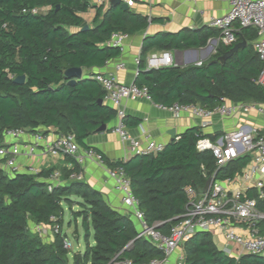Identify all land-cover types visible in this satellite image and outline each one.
Instances as JSON below:
<instances>
[{"label":"trees","instance_id":"trees-1","mask_svg":"<svg viewBox=\"0 0 264 264\" xmlns=\"http://www.w3.org/2000/svg\"><path fill=\"white\" fill-rule=\"evenodd\" d=\"M34 9L45 10L33 14ZM91 9H96V15L84 30L87 22L83 15ZM151 22L125 10L122 4L107 8L93 7L89 0H0V141L9 130L27 128L47 134L55 127L57 134H73L79 146L86 147L85 140L115 120L117 112L99 103L106 92L91 76L71 85L65 72L104 67L122 54L107 45L113 33L133 36ZM219 36L218 30L209 27L146 37L134 83L147 88L153 103L167 108L180 104L214 110L222 99L264 104V87L257 83L262 64L252 46L257 39L253 28L238 33V43L247 41L248 46L225 64L209 62L159 70L145 65L153 50L201 49ZM235 45L220 43L214 59ZM21 76L26 77L23 85L15 82ZM126 124L132 125L127 119ZM221 136L206 135L202 128L194 127L158 154L113 162L97 153L109 169L124 170L147 225L167 236L186 212L188 186L204 188L215 175L217 180L233 178L249 164L250 157L245 156L219 168L212 151L198 150L200 140L211 138L215 142ZM66 158L73 165L61 171L68 181L72 174H80L81 168L74 158ZM53 172L9 176L0 169V264H71V259L72 264H111L117 255L135 264H149L167 258L150 240L139 237L138 224L129 215L114 210L100 191L84 181H69L49 191L46 180ZM66 207L75 221L82 222L84 252L66 248ZM258 207L264 212V201L259 200ZM31 221L57 227L53 242L48 244L33 232ZM183 254L185 264H264L262 256L236 259L227 255L206 232L188 240Z\"/></svg>","mask_w":264,"mask_h":264},{"label":"built area","instance_id":"built-area-1","mask_svg":"<svg viewBox=\"0 0 264 264\" xmlns=\"http://www.w3.org/2000/svg\"><path fill=\"white\" fill-rule=\"evenodd\" d=\"M92 6L101 7L107 0H89ZM196 1V0H188ZM230 5L229 12L211 21V26L220 32L218 39H211L207 47L201 50L202 57L196 63L202 66L208 56L217 52L220 43L225 46L238 44V33L242 29L253 28L257 32V39L253 48L258 54L262 64V70L257 80L264 87V0H220ZM127 5L132 7L133 0H127ZM45 9H34L33 14L43 12ZM26 12V10L24 11ZM130 36L122 33H113L107 45L112 48L124 50L125 43ZM139 66L141 58H136ZM147 69H164L176 67L175 54L172 51H163L152 54L146 59ZM124 64L118 65L117 70H123ZM105 90L104 101L117 112L119 120L114 132L117 133L122 142L128 145V150L133 156L158 154L165 149V145L155 142L149 136L143 139L133 138L125 125L127 112L125 102L148 100L152 101L147 88L139 87L135 83L123 84L115 76L105 74H94L91 76ZM162 110L173 113L180 117L184 114L203 120L200 128H207L212 124L215 115L223 119L237 116L244 118L252 117L257 113L262 116L258 124L244 123L232 130L225 131L222 136L212 142L209 139L200 140L197 148L201 151L210 150L219 168L227 166L234 160L248 156L249 164L243 171L233 178L217 180L206 194H200L197 189L188 186L185 192L188 197L186 212L181 220L174 225L167 236L161 234L156 227H149L143 212L139 209V202L134 196L131 182L121 168L109 169L108 176L114 181L115 188L121 192L125 206L131 211L130 214L136 220L139 227V237H145L160 248L166 255L165 260H153L149 264H167L169 257L176 250H182L178 264H185L183 246L193 236L200 232H217L224 237L225 247L223 251L236 259L243 255H256L264 257V212L258 207L259 200L264 201V104L247 102L235 103L222 99V104L214 110L202 108L199 105L175 104L171 108L158 105ZM30 129H15L5 133L11 143L0 146V169L14 176L21 172L19 159L21 157H33L38 153L41 145L45 146L46 153L52 158L72 157L79 164L84 163L85 158L79 155L80 146L73 134H58L53 140H47L43 131L33 133V141L19 143L20 139L31 134ZM87 155L96 157L103 162L100 154L95 150H89ZM27 174L38 175L40 169L29 167ZM63 175L55 171L47 179L48 190L52 191L62 183ZM82 174H72L69 181H82ZM254 192L251 196L249 193ZM53 220H55L53 218ZM35 233L40 236L46 232H58V228L46 225H37ZM66 248L72 250L69 240ZM111 264H135L133 261L121 258L117 255Z\"/></svg>","mask_w":264,"mask_h":264},{"label":"crops","instance_id":"crops-1","mask_svg":"<svg viewBox=\"0 0 264 264\" xmlns=\"http://www.w3.org/2000/svg\"><path fill=\"white\" fill-rule=\"evenodd\" d=\"M133 1L134 5L132 7L128 6L133 13L148 17L150 22L152 20L154 21L150 23L146 30L133 36L129 35L130 37L126 41L124 50L121 51L122 54L120 57L109 61L102 68L83 70V78L101 73L107 76H115L123 84H132L135 82L139 72V66L136 64L135 60L136 58L141 57L143 42L146 37L154 36L159 33H178L184 29L200 30L209 27L213 28L211 26V21L215 18L226 15L230 10V5L227 2L220 0ZM122 3L127 4V0H123ZM104 6L107 8L110 7L109 0H107V3ZM95 15L96 9H91L88 13L83 15L87 25L90 26L92 24ZM71 30L77 31V29L74 28ZM253 43L254 41L252 42V46ZM205 48L173 50L172 52L175 54L177 66L187 67L190 65H196L202 57L201 50ZM160 52L163 51L153 50L148 56ZM213 60L214 55L209 57L207 56L204 63L206 64L212 62ZM121 64L125 65L124 69L117 70V66ZM145 65L147 67L146 63ZM103 103L108 105V103L104 100ZM125 108L127 112V120L132 124L130 126L126 124V126L133 138L143 139L145 136H149L155 142L164 144L165 146L171 142L173 132L176 133L175 138H177L190 128L201 127L203 123V120L187 114L176 117L173 113L160 109L157 104L148 100L127 101L125 102ZM135 121H139V123L135 125ZM261 121L262 116H259L257 113L252 114V117L249 118L237 116L230 119H223L220 116L215 115L212 119V124L207 128L202 129V131L206 135L215 136L217 133L223 134L225 131L232 130L244 123L258 124ZM118 124L119 120L116 117L115 120L107 125V129L105 131L97 132L89 136L85 140L86 147H80L79 151V155L85 158L84 163L79 164L77 162V164H79L81 168L80 174L83 176L82 181L100 191L103 194L105 201L114 210L120 212L121 214L129 215L137 224L134 217L130 214L131 211L123 203L121 192L115 188L114 181L109 178V168L102 162H99L96 157H90L87 155V152L92 149L113 162L118 160H128L133 157L128 150V145L123 143L120 136L114 132V129L118 126ZM33 133L34 132H31V134L21 138L19 143L23 144L26 142H32L34 138ZM57 135L58 134L56 132L52 131L51 133H45L46 139L50 141ZM208 139L211 140V138ZM10 143L11 141L4 137V139L0 141V146L8 145ZM19 165L22 173H25L29 167H36L37 169H40L41 172L45 170L61 172L63 171V168H73V165L66 157H60L57 159L52 158L46 153L44 145L40 146L38 153L35 156L21 157L19 159ZM4 173L9 175L8 172L4 171ZM46 182L48 183L47 180ZM68 182L69 180L67 181L63 178L61 185L68 184ZM71 221H75L72 216ZM76 222L78 223V220ZM262 228L264 230V224ZM64 232L67 234L66 231ZM210 234L212 235L217 248L223 251V248L225 247L224 237L217 232ZM41 237L44 242L48 244L52 243L54 238L51 232H46V235ZM77 239H79L78 236ZM92 243L94 242L92 241ZM84 251L78 250L77 252ZM181 254L182 250L180 249L173 252V254L169 257L167 264H176V260L178 264Z\"/></svg>","mask_w":264,"mask_h":264},{"label":"water","instance_id":"water-1","mask_svg":"<svg viewBox=\"0 0 264 264\" xmlns=\"http://www.w3.org/2000/svg\"><path fill=\"white\" fill-rule=\"evenodd\" d=\"M123 0H109V6L112 7V6H115V5H118V4H122L123 8L125 10H128L129 7L126 3H122ZM89 29V25H86L84 27V30H87ZM248 46V43L247 41H242L238 44H236L229 52L223 54L222 56L214 59L212 62L213 63H221V64H225L226 61L236 52H238L240 49H245L246 47ZM83 79V69L82 68H71V69H68L66 72H65V80L69 82V84L71 85H74L76 84L79 80ZM15 82L17 84H20V85H23L25 84L26 82V77L25 76H21V77H18ZM100 104H103V100H100L99 101ZM107 129V126L106 125H103L101 126L99 129H98V132H103ZM51 131L52 132H56V128L55 127H52L51 128ZM172 140L170 143H172L176 137V133L173 132L172 133ZM153 155V154H152ZM215 179H216V175L215 176H212L208 179L207 183H206V186L204 188H197V191L200 193V194H206L212 187L213 183L215 182ZM179 219L176 220V222H178Z\"/></svg>","mask_w":264,"mask_h":264},{"label":"rangeland","instance_id":"rangeland-1","mask_svg":"<svg viewBox=\"0 0 264 264\" xmlns=\"http://www.w3.org/2000/svg\"><path fill=\"white\" fill-rule=\"evenodd\" d=\"M79 210L78 207H75V211ZM72 212L68 207L65 208V216H64V231L68 234V239L71 242L72 245V252H77L78 250L84 251L85 249V232L82 227L81 220H78V223L76 221H71ZM73 217V216H72ZM71 221V223H70ZM70 223V225H69ZM30 228L34 231L36 224L31 221L29 224ZM77 236L79 239H77ZM71 259V264H72ZM177 264V260H176Z\"/></svg>","mask_w":264,"mask_h":264}]
</instances>
